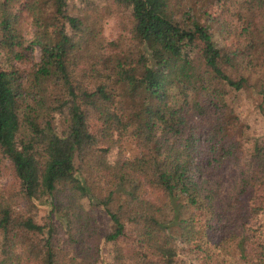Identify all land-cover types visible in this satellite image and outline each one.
Segmentation results:
<instances>
[{"label":"trees","instance_id":"obj_1","mask_svg":"<svg viewBox=\"0 0 264 264\" xmlns=\"http://www.w3.org/2000/svg\"><path fill=\"white\" fill-rule=\"evenodd\" d=\"M191 2L104 0L72 12L68 0H21L33 26L24 47L20 11L0 10L6 60L39 50L25 77L0 70V169L7 160L18 182L0 185V264H178V245L202 231L223 244L239 237V193L256 186L264 203V0H205L227 14L231 44ZM116 11L128 36L106 40L102 20ZM259 247L254 264H264V236Z\"/></svg>","mask_w":264,"mask_h":264},{"label":"rangeland","instance_id":"obj_2","mask_svg":"<svg viewBox=\"0 0 264 264\" xmlns=\"http://www.w3.org/2000/svg\"><path fill=\"white\" fill-rule=\"evenodd\" d=\"M193 11L196 14L202 13L203 15H212L214 22L212 29L215 38L217 40H225L228 44H231L232 38L228 34V30L224 25L228 24L227 14L223 15V11H219L218 4L212 3L209 5L205 0H191ZM104 0H68L70 9L74 12L75 8H81L89 4H101ZM21 0H0V10L7 14H14L15 11H20L17 26L20 27L21 37L23 40V47L30 40L33 32V26L30 24L29 17L20 10ZM217 13V15H215ZM126 12H113L111 15L106 16L102 20V35L106 40L117 39L118 35L128 36L127 32L122 29V25L127 26ZM217 18H216V17ZM224 22V25L222 24ZM222 24V25H221ZM229 25V24H228ZM21 48L22 59L21 60H6V56L3 50L0 48V70H9L11 66L16 67L22 75L25 77L26 73L38 61L39 50L37 47H33L32 50ZM247 93L241 95V99L244 104L249 103L247 100ZM244 106V105H243ZM246 107L243 110V116L250 124L251 129L256 133L262 131V119L259 115H256L251 107ZM87 122L89 129L93 132H97L100 127V121L96 114L90 110H86ZM121 152L123 156L130 157L135 153V148L132 143L124 139L121 143ZM113 152L110 153V156ZM234 173L229 172L222 176L223 187L221 188V197L225 198L228 188L232 184ZM0 185L7 186L13 185L15 190L18 191V182L14 176L13 169L10 163L4 161L0 169ZM262 195L257 190L256 186L247 188L245 193H239L235 197L236 211H237V227L241 232L239 237L234 239L233 242H226L223 244L220 242V237L211 234L209 231H202L192 240L188 245H178V264H254L257 260V256L261 251L259 243L264 236V203L261 202ZM23 201H19L18 205L22 206ZM261 207L263 208L261 210ZM47 207L44 204H39L37 210H35V220L39 223H43L47 217ZM96 218L101 231L107 228L106 218L99 212H95ZM130 232L126 231V234L120 239L124 243L129 239ZM124 241V242H123ZM107 247H104L102 252H106Z\"/></svg>","mask_w":264,"mask_h":264}]
</instances>
